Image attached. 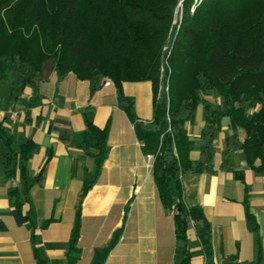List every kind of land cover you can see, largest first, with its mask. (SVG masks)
<instances>
[{"label":"trees","instance_id":"trees-1","mask_svg":"<svg viewBox=\"0 0 264 264\" xmlns=\"http://www.w3.org/2000/svg\"><path fill=\"white\" fill-rule=\"evenodd\" d=\"M177 2L0 0V82H8L10 99L17 102L27 87L52 73L57 82L69 73L89 80L92 95L111 80L144 152L155 156L154 177L163 205L174 213L177 239L187 242L190 217L208 264H213L210 224L201 207L184 202L183 178L214 171L224 124L228 131L222 167L239 154L257 176H264V0H201L193 10L192 0H185L179 28L172 24ZM125 81L153 83L151 121L139 118L134 97L123 91ZM199 113L204 125L195 137L189 125ZM94 114L93 106L83 110L86 127L72 141L96 159V169L86 173L83 194L98 180L110 149V122L100 128ZM11 139L7 136L6 143ZM35 149L32 140L20 145L26 184ZM193 150H199V159H191ZM166 152L174 157L170 169L165 167ZM20 198L16 195L18 207ZM78 237L76 224L72 260L79 257ZM118 237L97 251L92 264L104 263ZM180 253L182 263L189 264L186 244ZM38 264L47 263L40 259Z\"/></svg>","mask_w":264,"mask_h":264},{"label":"crops","instance_id":"crops-1","mask_svg":"<svg viewBox=\"0 0 264 264\" xmlns=\"http://www.w3.org/2000/svg\"><path fill=\"white\" fill-rule=\"evenodd\" d=\"M107 81L92 95L89 80L69 73L57 82L52 73L27 87L17 102L10 99L8 82H0V264H38L40 259L92 264L97 251L116 236L103 264H183L184 244L191 253L189 264H208L193 222L187 242L177 239L174 213L160 199L143 142L119 106L114 83ZM122 88L134 97L139 118L151 121L153 83L125 81ZM88 106L95 109L98 127L110 122V149L98 180L83 194L86 173L96 169V159L72 141L86 127L83 110ZM203 125L199 113L189 125L192 135L198 137ZM227 131L224 124L214 171L183 178L184 202L201 207L210 224L213 264H264V176H257L239 154L222 167ZM26 140L36 145L27 164L29 184L21 173L20 145ZM190 156L199 159V150ZM76 224L80 253L72 260Z\"/></svg>","mask_w":264,"mask_h":264},{"label":"rangeland","instance_id":"rangeland-1","mask_svg":"<svg viewBox=\"0 0 264 264\" xmlns=\"http://www.w3.org/2000/svg\"><path fill=\"white\" fill-rule=\"evenodd\" d=\"M184 1L185 0H178L175 8H174V12H173V20H172V24L174 25V27L179 28V25L181 23L182 17H183V8H184ZM201 0H192V5H191V10L194 9V6L196 4H198ZM161 76H160V89L163 86V82L161 81Z\"/></svg>","mask_w":264,"mask_h":264},{"label":"water","instance_id":"water-1","mask_svg":"<svg viewBox=\"0 0 264 264\" xmlns=\"http://www.w3.org/2000/svg\"><path fill=\"white\" fill-rule=\"evenodd\" d=\"M164 160L166 162V164H165L166 169H170V168L173 167V165H174V162H173L174 161V157H173L171 152H166L165 153ZM188 222H189L188 223V228L191 229L193 227V224L191 222V218L190 217L188 218Z\"/></svg>","mask_w":264,"mask_h":264},{"label":"built area","instance_id":"built-area-1","mask_svg":"<svg viewBox=\"0 0 264 264\" xmlns=\"http://www.w3.org/2000/svg\"><path fill=\"white\" fill-rule=\"evenodd\" d=\"M106 84L110 85L112 83H111V81H107ZM147 157H148V161H149V164H148L149 168H153L154 162H155V156L153 154H148Z\"/></svg>","mask_w":264,"mask_h":264}]
</instances>
